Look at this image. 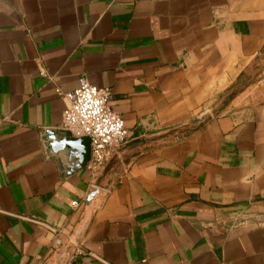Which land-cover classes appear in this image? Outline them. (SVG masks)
<instances>
[{
    "label": "crops",
    "instance_id": "1",
    "mask_svg": "<svg viewBox=\"0 0 264 264\" xmlns=\"http://www.w3.org/2000/svg\"><path fill=\"white\" fill-rule=\"evenodd\" d=\"M263 50L264 0H0V264H264V67L213 114ZM81 76L130 134L96 183Z\"/></svg>",
    "mask_w": 264,
    "mask_h": 264
},
{
    "label": "built area",
    "instance_id": "2",
    "mask_svg": "<svg viewBox=\"0 0 264 264\" xmlns=\"http://www.w3.org/2000/svg\"><path fill=\"white\" fill-rule=\"evenodd\" d=\"M57 93L62 95L60 89ZM112 94L110 88L95 86L81 76L62 115L63 131L74 138H88L90 141L91 156L86 169L92 183L101 177L114 154L130 137L123 118L110 105ZM55 235L57 249H63V240L58 232Z\"/></svg>",
    "mask_w": 264,
    "mask_h": 264
},
{
    "label": "trees",
    "instance_id": "3",
    "mask_svg": "<svg viewBox=\"0 0 264 264\" xmlns=\"http://www.w3.org/2000/svg\"><path fill=\"white\" fill-rule=\"evenodd\" d=\"M264 67V50L259 56L256 61L250 65L238 78V80L232 85L231 88L228 89V91L221 96V101H223L225 104L223 106H226L229 104L235 97H237L246 87L251 85L253 82H255L256 78L260 75L262 72V69ZM193 126H188L185 128H182L179 130V133L187 134L193 130Z\"/></svg>",
    "mask_w": 264,
    "mask_h": 264
},
{
    "label": "water",
    "instance_id": "4",
    "mask_svg": "<svg viewBox=\"0 0 264 264\" xmlns=\"http://www.w3.org/2000/svg\"><path fill=\"white\" fill-rule=\"evenodd\" d=\"M57 136H59V134L53 130L46 132V140L50 141V143H48V146L49 148H51L52 151L56 153L70 149L79 150L81 146L84 145L85 142L84 139L69 140L67 137H62L61 139H57ZM98 193H99V189L95 188L88 195L85 201L88 206L92 203L93 199L96 197ZM68 251H69V247H66L62 250L59 260L60 264H63L64 261L66 260Z\"/></svg>",
    "mask_w": 264,
    "mask_h": 264
},
{
    "label": "rangeland",
    "instance_id": "5",
    "mask_svg": "<svg viewBox=\"0 0 264 264\" xmlns=\"http://www.w3.org/2000/svg\"><path fill=\"white\" fill-rule=\"evenodd\" d=\"M223 104H225V103L223 101H221V98H220L219 103H218V107L213 113L214 115H217L219 113V111H221L222 108L225 107V106H223Z\"/></svg>",
    "mask_w": 264,
    "mask_h": 264
}]
</instances>
